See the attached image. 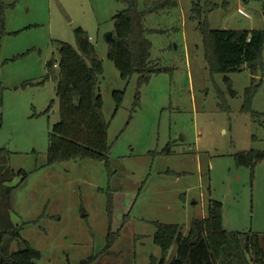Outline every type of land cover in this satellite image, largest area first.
Returning <instances> with one entry per match:
<instances>
[{
    "label": "rangeland",
    "instance_id": "1",
    "mask_svg": "<svg viewBox=\"0 0 264 264\" xmlns=\"http://www.w3.org/2000/svg\"><path fill=\"white\" fill-rule=\"evenodd\" d=\"M177 1L146 17L151 58L165 69L139 84V74L123 77L109 56L105 35L125 7L118 0H2L0 150L10 151L13 169L27 172L12 182V220L40 251L37 264H84L102 253L110 226L118 236L91 264H158L155 222L181 224L186 234L194 218L208 215L211 200L222 202L226 229L259 234L264 248V156L239 159L264 151V47L255 85L247 66L214 72L192 11L195 2L216 4L211 27L264 29L262 1ZM76 29L89 35L103 63L109 165L92 158L47 164L49 135L61 119L48 63L60 41L77 46ZM115 91H123L120 103ZM23 246L17 240L12 248ZM175 255L172 246L164 264Z\"/></svg>",
    "mask_w": 264,
    "mask_h": 264
},
{
    "label": "trees",
    "instance_id": "2",
    "mask_svg": "<svg viewBox=\"0 0 264 264\" xmlns=\"http://www.w3.org/2000/svg\"><path fill=\"white\" fill-rule=\"evenodd\" d=\"M124 8L114 18L115 28L109 42V56L125 78L139 74L138 82L149 81L153 74L165 68L153 62L152 43L147 37L148 14L170 11L177 7V0H154L140 8V0H118ZM262 1L264 12V0ZM216 4L202 6L195 2L192 7L193 19L198 20V29L203 36L204 55L214 72L227 74L247 66L252 73V85L262 69L261 55L264 47V29L213 28L208 13ZM204 8V9H203ZM6 5L0 0V48L5 33ZM77 46L60 41L59 56H53L48 63L49 74L56 81V93L60 101L61 119L49 135L47 164L66 160L92 158L106 160L109 165L111 144L109 143V122L105 118L100 82L103 63L89 35L76 29ZM230 82V77L225 76ZM231 85V84H230ZM255 86L248 90V101L254 94ZM234 94L235 91L231 89ZM117 101L123 98V91L114 92ZM259 118L260 113H254ZM165 152H170L166 147ZM10 152V151H9ZM7 150H0V264H37L41 258L38 249L22 239L21 227L12 220L16 185L12 184L17 175L21 183L26 179L24 169H13L8 162ZM264 151L243 153L241 160L261 158ZM19 182V184H20ZM109 215L113 214V198L108 204ZM112 223V221H110ZM125 222V221H124ZM155 243L161 248L162 257L158 264H164L172 246L176 255L170 264H264V248L259 234L228 230L224 226L222 202L211 200L208 215L194 218L188 232L178 223L157 221ZM118 231L111 226L107 244L102 253L91 257L84 264H91L100 255L106 254L115 242ZM22 239V240H21ZM20 240L24 246L14 250L12 245Z\"/></svg>",
    "mask_w": 264,
    "mask_h": 264
},
{
    "label": "water",
    "instance_id": "3",
    "mask_svg": "<svg viewBox=\"0 0 264 264\" xmlns=\"http://www.w3.org/2000/svg\"><path fill=\"white\" fill-rule=\"evenodd\" d=\"M113 37V31H109L106 35H105V38L107 40V42L109 43L111 41ZM185 264H189V263H185Z\"/></svg>",
    "mask_w": 264,
    "mask_h": 264
}]
</instances>
